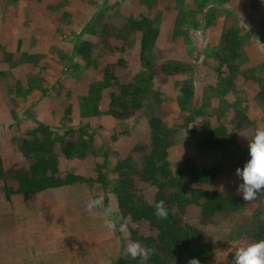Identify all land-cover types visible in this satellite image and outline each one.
I'll return each instance as SVG.
<instances>
[{
    "label": "rangeland",
    "instance_id": "rangeland-1",
    "mask_svg": "<svg viewBox=\"0 0 264 264\" xmlns=\"http://www.w3.org/2000/svg\"><path fill=\"white\" fill-rule=\"evenodd\" d=\"M9 1L0 0V16L5 15L8 9L12 13L16 12L15 8L9 6ZM91 1L93 3L87 1L86 5H82L85 0H19L17 8L21 15L36 16V20L23 25L20 20L6 22L0 17L3 48L14 50L16 39L21 38L28 39L26 46L30 50L26 52H31L28 56L24 54L19 59L20 65L11 69L0 59L2 171L14 167L16 169L18 166L23 167L24 172L27 171L32 162L20 154L16 143L24 138L27 128L47 125L59 130L68 128L66 139L71 141L78 139L77 134L82 129L85 133L83 140L87 142L91 135L90 142L93 143L83 160L71 161L64 159L59 148L55 146L58 176L75 174L92 179L103 177L100 185L103 190L92 193L84 184L58 190L47 198H42L41 194L26 198L14 195L8 201L2 197V184L15 186V183L12 180H0V264H19V261L20 264H114L115 261L116 264H121L128 257L126 248L132 242L131 234L125 238L119 231L109 232L104 226L102 216L89 213L86 205L90 198L96 197L108 200V205L114 208L111 188L117 175L111 170V166L117 159L126 156L132 160L140 157L141 153L135 148L149 143V114L159 116L168 128L179 127L169 149L168 161L171 169H182L186 165L191 168L189 173L184 170L179 178V181L186 182L187 192H219L222 195H231L237 200L239 207L235 216L230 214L232 221L230 216L224 215L218 222L215 220L212 221L213 224L205 223L199 208L194 204L185 207L179 216L182 223L203 231L212 239V256L205 264H234V260L227 257L235 256L238 248L251 244L244 237L236 240V233L239 231L237 225H245L257 210L259 218L264 221V194L259 208L254 201H244L242 193L237 191L242 181L235 174L236 169L243 168L247 162L241 160L240 151L248 147L249 139L257 128H264V104L258 100L259 87L251 80L252 76L260 78L256 69L263 67L262 60L258 57L263 55L264 58V27H256L260 21L264 22V0H228L222 3L221 8L217 4L205 7L203 11L211 7L219 9L215 18L209 17L200 21L204 31L200 29L201 25L192 28L186 12L181 10L179 17L182 22L179 21L175 32L182 27L183 35L177 37H170L171 31L165 25L167 22L170 24L176 14L171 0ZM106 1L111 3L106 4ZM141 2L152 4L153 11L158 12L164 22L158 25L157 30L150 27L144 29L143 34L150 42H145L139 48L138 34L128 37V40L110 37L107 27L118 29L125 24L129 15L141 17ZM66 3L69 4L65 6ZM63 6L66 7L65 10L73 12V18L70 22L61 20L56 23L54 20L57 16L61 17ZM226 12L239 17L233 25L240 46L236 50L237 56L228 66L218 67L217 45L221 39L223 16ZM74 17L80 23H75ZM100 31L106 37L104 45L103 39L98 36ZM50 32L55 38L52 44L56 46L45 50L43 34ZM77 37L79 43L76 45L81 43L88 51L87 62L75 61V55L72 61L69 57L73 51L70 49L72 42ZM33 44H37L41 50L40 58L38 52H33ZM65 48L69 54L64 53L68 52ZM20 50L21 48L17 49L12 55V62ZM58 50H65V59ZM149 57L154 65L147 71ZM167 65L178 66L182 72L172 73L167 70ZM217 67L219 73L216 71ZM106 69L119 84L126 83L134 75L144 73V78L149 77L153 84L150 92L156 96L157 105L146 111H131L121 118L102 113L82 118L78 111V98L86 95L91 83L101 80ZM248 70H252L251 77H248ZM13 72V76L9 75ZM225 78H229L234 87L229 89L225 98L231 105H234L233 99H239L251 123L242 130L228 128L233 139L227 142V149L222 148L219 154H207L199 151L189 136V129L197 130L200 120L187 119L189 117L182 112L180 104L184 106L183 102H187V111L191 113L193 104H199L202 97L212 93L211 96L217 94L215 96L219 98L223 88L217 86V81ZM35 82V88L28 91V86H33ZM108 93H101V99L97 103L98 111L108 109ZM151 95L149 103H154ZM217 102L218 99L212 98L208 106L216 107ZM204 120L211 127L227 122L230 126L235 123L232 108L223 115H209ZM101 152L105 153L107 163H104ZM198 177L201 179L194 181L193 178ZM134 186L147 202H151L155 188L139 181L134 182ZM124 221L128 224V231L135 232L136 238L150 237L156 241L157 231L146 221H131L129 218L121 220Z\"/></svg>",
    "mask_w": 264,
    "mask_h": 264
},
{
    "label": "trees",
    "instance_id": "trees-1",
    "mask_svg": "<svg viewBox=\"0 0 264 264\" xmlns=\"http://www.w3.org/2000/svg\"><path fill=\"white\" fill-rule=\"evenodd\" d=\"M175 8V16L172 22H168L165 25L170 29V37H177L183 35L182 27H179L176 33L175 27L182 22L179 17V11L186 12L187 18L191 22V27L195 28L198 25L202 31V20L206 18L214 17L218 13L219 8H209L204 10L205 7H209L211 4H217L220 8L222 3L228 0H171ZM88 2H92L88 0ZM168 2V0H167ZM221 3V4H220ZM220 4V5H219ZM152 5V4H151ZM151 5H146L143 2L140 4V18H135L133 15L127 16L125 24L117 28L107 27V34L118 37L122 40H128V37H132L136 34L139 35L138 43L139 48L142 47L145 42H150L148 38L143 34L144 29H158V25L164 24L160 19V14L153 11ZM152 9V10H151ZM67 11H65V14ZM223 16L222 30L220 40L217 45L219 55L218 67L228 66V63L234 59L237 54L236 50L240 46V40L237 36V31L234 28L233 22L239 19L233 14L226 12ZM220 14V13H219ZM229 15V17H227ZM181 16V15H180ZM69 19H72V14L66 15ZM177 20V23L175 21ZM243 20V19H242ZM75 21V19H74ZM80 23L79 21H75ZM264 27V22L260 21V24L256 27ZM174 29V30H173ZM199 30V29H197ZM252 30V29H251ZM258 29H256L257 31ZM143 31V32H142ZM204 34V33H203ZM98 36L103 39V45L105 44L106 37L103 36L101 31ZM134 38V37H133ZM147 39V40H146ZM55 38L53 39V41ZM79 37L73 40L72 54L69 56L71 61L74 60V55L77 58L75 61L89 60L88 51L84 49L77 42ZM56 46V45H54ZM66 51H68L65 48ZM64 50V51H65ZM58 50L62 58L64 53ZM191 50H189L190 52ZM64 52V53H63ZM185 56V55H184ZM258 58L262 60V66L256 70L259 72V77H251V71L248 70V77H251L253 82L259 87L257 93L259 99L264 104V58L260 55ZM65 59V58H64ZM154 62L149 57V65L147 71L152 69ZM216 71L219 73V68ZM167 70L170 72H182L178 66L167 65ZM228 70H231L228 67ZM232 71V70H231ZM144 73L134 75L129 81L124 84H119L111 73L106 69L103 72L101 80L91 83L85 96L78 98V111L82 118H88L90 116L110 115L112 117H126L131 111L151 109L157 105V99L151 95L150 87L153 86L150 82V78H144ZM244 76V74H243ZM245 77V76H244ZM113 82H112V80ZM217 86L222 87V94L217 98L214 94L210 96L202 97L199 104H193L191 113L187 111V102L180 104L182 112L186 113L190 118H198L200 125L197 130L189 129V136L192 138V144L196 148L207 154H219L223 148L227 149V142H231L233 139L228 128L234 130H242L248 128L251 123L248 121L245 115V109L242 107L239 99H233L234 105L228 101L225 96L229 92V89H233V83L229 78L221 79L217 81ZM37 82L33 86H28L27 90L30 91L35 88ZM235 90V89H234ZM108 91L109 101L108 109L106 111H98L97 103L101 99V93ZM234 92V91H233ZM150 95L154 98V103H149ZM219 95V94H218ZM218 99L216 107H210V99ZM191 108V106H189ZM232 108V113L235 118V123L230 126V123L223 125H216L214 127L209 126L207 120H204L209 115L219 116L223 115L225 111ZM157 115V114H156ZM186 118H184L185 120ZM191 121V120H190ZM149 143L145 146L139 145L135 149L141 153L140 157L136 160H132L131 157L126 156L123 159H117L111 166V170L117 175L114 178V184L111 188V194L114 197V209L116 215L121 218H129L131 221L144 220L151 227L157 231L156 241L150 237L136 238L135 232L129 230L132 241H139L142 245L153 249V255L147 261V264H187V261L191 258L200 260V264H205L206 261L212 256V239L206 235L203 231H200L189 224L181 222L180 213L188 205L194 204L199 208L202 220L205 223H214L220 220V217L230 214L236 215L239 204L237 200L231 195H222L219 192H207L205 190H186V182L179 181L180 175L185 170L186 173L191 171V168L186 165L182 169H171L168 156L169 149L175 140V136L179 127H166L159 116L153 114L148 115L147 119ZM184 127V126H180ZM66 130L54 129L47 125H41L36 127H30L25 130V136L19 140L17 144L20 154L29 159L32 163L27 167V171L24 172L23 167L9 168L7 171H2L1 158H0V180H12L15 186H8L5 183L2 184V194L5 201L9 200L10 196L21 195L23 197H29L35 194H41L42 198L52 196L56 194L58 190H62L67 187H74V185L85 186L90 188V193L103 190L101 184L103 177H97L95 179L85 178L75 174H66L64 176H58V161L54 151L55 146L59 148L64 159L83 160L88 154L91 145V135L88 136L87 142L83 140L84 131L81 129L78 132V139L71 141L66 139ZM93 153V152H92ZM105 160V153L101 152V156ZM242 161L250 159L248 153V147L243 148L239 153ZM103 163V162H102ZM191 178V177H190ZM194 181H199L201 177L193 178ZM142 182L155 188L154 196L151 202H147L143 196L138 192L134 182ZM77 190V188H75ZM83 191V190H81ZM79 192V189L77 190ZM80 193V192H79ZM45 195V196H44ZM262 195H258V198L254 201L258 208L261 206ZM96 196V194H95ZM96 198V197H94ZM163 200L165 207L168 209L167 219H158L155 216V205L157 202ZM105 201V200H103ZM35 205V202H32ZM74 205L75 202H73ZM108 200L104 202V205H108ZM60 205V204H59ZM61 206V205H60ZM59 207V206H58ZM65 207V206H64ZM257 208V209H258ZM225 219V218H224ZM228 220V219H226ZM224 220V221H226ZM214 221V222H212ZM229 221V222H230ZM239 231L236 233V240L247 238L251 243L264 239V221L259 218L258 210L248 219V222L243 226H238ZM227 257V256H226ZM229 257V258H228ZM227 259L234 260L235 256H228ZM226 263V262H225ZM113 264V263H110ZM116 264V261L114 262ZM121 264H139V260H132L126 257L122 260Z\"/></svg>",
    "mask_w": 264,
    "mask_h": 264
},
{
    "label": "clouds",
    "instance_id": "clouds-1",
    "mask_svg": "<svg viewBox=\"0 0 264 264\" xmlns=\"http://www.w3.org/2000/svg\"><path fill=\"white\" fill-rule=\"evenodd\" d=\"M250 159L243 168L236 169V176L242 181L237 191L242 193L243 200L251 203L264 194V128H257L248 143ZM87 211L93 215L102 216L104 226L111 233L119 231L125 238L130 233L126 221L116 215V210L111 205H104L101 198H90L87 201ZM155 216L158 219H167L168 209L163 200L155 205ZM126 255L132 260H139V264H147L153 255V249L142 245L139 241L129 242ZM187 264H200V260L191 258ZM234 264H264V239L240 247L235 252Z\"/></svg>",
    "mask_w": 264,
    "mask_h": 264
},
{
    "label": "crops",
    "instance_id": "crops-1",
    "mask_svg": "<svg viewBox=\"0 0 264 264\" xmlns=\"http://www.w3.org/2000/svg\"><path fill=\"white\" fill-rule=\"evenodd\" d=\"M9 1V0H8ZM64 1H66V0H64ZM86 2H82L83 4L82 5H84L85 3H87V1L88 0H85ZM113 1V0H112ZM117 1V0H116ZM17 2H19V0H10L9 1V6H11V8H15L16 9V12L15 13H12L11 12V10L10 9H8L7 10V12L5 13V15L4 14H2L0 17H2L1 19H3V20H5L6 22H10V21H14V20H20L22 23H23V25H25V24H29V21H32V20H36L37 19V17L36 16H26V15H21V13L18 11V8H17ZM72 3V2H71ZM93 3V2H92ZM99 3V2H98ZM102 3H104V2H102ZM106 4L107 3H111V2H109V1H106L105 2ZM69 3H66V5L65 6H67ZM73 5H74V3H72ZM86 5V4H85ZM65 6H63L62 7V11H61V13H60V15H61V17L59 16H57V18H55V22L56 23H58L59 21H61V20H66L67 22H70L71 20L68 18V17H66V15H68V14H72L73 12H69L68 10H65L66 9V7ZM65 7V8H64ZM9 8V7H8ZM2 10V9H1ZM65 11H67V13L65 14ZM34 13H36V12H34ZM39 19V18H38ZM74 19H76L75 21H78V19L77 18H75L74 17ZM74 21V20H73ZM76 23V22H75ZM46 31H50V30H48V29H46ZM43 35H45V42H44V44H46V45H43L44 46V49L45 50H49V48H52V47H54L53 45L54 44H52V41H53V35H52V32H50V33H46V34H43ZM27 42H28V39H21V38H18V39H16V46H15V48H14V50H12V49H10V48H8V47H6V48H3V46H4V44L3 43H1V39H0V55H2V56H0V59L2 60V62H3V64L5 63L7 66H8V68H12L13 66H15V65H20V62H19V59L20 58H22V56H24V54L26 55V56H28L27 54L28 53H31V52H26V50H30L29 48H27ZM37 44H33V46H32V49L34 48V51L33 52H38L39 53V58H40V53H41V50L39 49V47L38 46H36ZM52 46V47H51ZM21 48V52L17 55V57H15L14 59H13V62L11 61L12 60V55L15 53V51H17V49H20ZM19 52V51H18ZM23 65H26V66H28L29 64H23ZM13 74H14V72L12 73V74H9V75H12L13 76ZM14 264H16V263H14ZM19 264H20V261H19ZM24 264V263H23Z\"/></svg>",
    "mask_w": 264,
    "mask_h": 264
}]
</instances>
